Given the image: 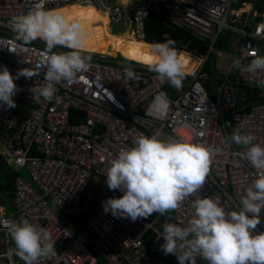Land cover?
I'll list each match as a JSON object with an SVG mask.
<instances>
[{"label": "built area", "instance_id": "1", "mask_svg": "<svg viewBox=\"0 0 264 264\" xmlns=\"http://www.w3.org/2000/svg\"><path fill=\"white\" fill-rule=\"evenodd\" d=\"M166 1L169 22L208 43L207 54L190 53L195 65L182 87L161 80L147 65L89 52L81 54L91 57L88 71L56 85L59 102L54 97L37 103L31 88L44 84L46 45L18 40L12 18L29 12L41 0H0V70L6 67L17 86L16 107L0 102V148L4 162L19 171L12 207L0 212V264H25L11 247L12 222L27 220L55 241L54 254L37 264H101V259L106 264H170L168 255L156 246L157 240L164 242V223L187 227L198 198L218 197L226 213L240 209L257 170L246 158L248 146L229 137L234 132L250 134L254 144L264 147V71H247L253 52L264 56V12L255 19L256 12L232 8V0ZM70 3L94 6L107 16L108 24L127 25L131 36L142 40L153 1L43 0L46 10ZM223 30L239 35L233 48L236 66L232 76L219 78L211 95L201 72ZM71 51L75 50L53 49ZM25 68L37 75L17 77ZM125 68H131L138 79H127ZM242 85L258 89V99L250 101L247 110L237 106ZM154 134L164 141L202 143L212 150L204 185L176 210L155 213L151 220L106 214L102 202L123 195L107 186L110 162L140 136ZM77 215L85 219H72ZM257 231H264V219ZM200 264L208 261L200 258Z\"/></svg>", "mask_w": 264, "mask_h": 264}, {"label": "clouds", "instance_id": "2", "mask_svg": "<svg viewBox=\"0 0 264 264\" xmlns=\"http://www.w3.org/2000/svg\"><path fill=\"white\" fill-rule=\"evenodd\" d=\"M165 9L168 13V3ZM12 25L18 40L30 44L40 39L46 45L44 84L31 88L34 101L38 103L43 98L51 102L55 97L59 102L56 85L76 80L78 74L87 72L90 65L91 57H84L80 53L89 52L78 49L83 47L80 23L69 21L57 11L46 10L41 0L29 12L13 17ZM175 43L169 39L154 44L155 59H149L147 66L161 80L167 78L172 86L180 88L182 80L190 74L183 71L186 61L177 50L180 49V53L188 58L189 64L195 63L189 60L190 53L195 52L185 50L184 43L181 48H175ZM56 46L78 51L55 53L53 49ZM212 50L220 52L215 47ZM103 55L114 59L119 55L129 60L119 53L116 57ZM252 55L254 59L248 64L247 71H264V56L255 52ZM207 57L201 72L206 89L204 68ZM34 75L37 73L28 68L17 73V77L31 78ZM124 75L127 79H138L131 68H125ZM79 79L84 77L80 75ZM16 90L14 77L4 67L0 70V102L8 108L16 107L13 100ZM199 135L203 136L204 133ZM229 139L237 145L248 146L246 158L257 170V176L253 185L247 188L238 211L226 213L218 197L198 198L192 205L194 218L189 220L187 227L169 222L162 225L164 243L160 246L161 251L165 255L175 256L179 264H196L197 256L208 261V264H264V231H257L261 223L260 213L264 210V147L254 144V137L250 134L234 132ZM211 157L212 150L202 143L164 141L155 134L151 137L140 136L133 147L121 150L110 162L106 174L107 186L110 190H120L123 195L102 202L104 212H110L116 218H131L135 221L153 213L165 215L170 210H176L186 197L192 196L204 185L210 172ZM9 231L16 245V254L25 264H37L42 257L54 254L55 241H51L45 229L23 220L20 223L12 222Z\"/></svg>", "mask_w": 264, "mask_h": 264}, {"label": "rangeland", "instance_id": "3", "mask_svg": "<svg viewBox=\"0 0 264 264\" xmlns=\"http://www.w3.org/2000/svg\"><path fill=\"white\" fill-rule=\"evenodd\" d=\"M251 6L249 4H243L238 8L241 12H246V10H250ZM59 12L61 15L65 16L69 21L79 22L81 28L83 30V47L78 48L79 50L91 52L93 55H97L94 53L102 54L105 49L102 47V41L104 46L107 47H115V54L121 53L122 56L129 58V60L140 59V57L133 56L136 53H142L146 49H150L151 45L145 42H138L133 36H131L129 30V26L123 25L121 23L110 22L108 24V19L106 15H103L97 8L89 5H82L78 3H72L68 5H64L58 8L51 9ZM245 13L243 14V16ZM100 21V26L97 22ZM237 33H229L226 30H223L221 33V37L227 46V52L233 55V48L235 47L236 38H238ZM114 50V51H115ZM180 52V49L177 50ZM82 55H85V52H80ZM106 54V53H105ZM119 57V55H118ZM132 58V59H131ZM113 61L124 62L125 59L122 57L112 59ZM127 61V60H126ZM194 65V64H193ZM236 63H231L229 66V73H233L235 69ZM205 78L206 86L209 93L216 92L220 79V73L215 70L212 61H209L205 65ZM244 95H240L237 98V104L239 108L243 109L247 107L248 102H244ZM1 154V148H0ZM25 174V171H24ZM11 247L13 248L14 255L19 257L16 254V245L14 240H11ZM101 264H106L102 259L100 260Z\"/></svg>", "mask_w": 264, "mask_h": 264}, {"label": "trees", "instance_id": "4", "mask_svg": "<svg viewBox=\"0 0 264 264\" xmlns=\"http://www.w3.org/2000/svg\"><path fill=\"white\" fill-rule=\"evenodd\" d=\"M250 2L251 3V10L250 13L256 12L255 19L260 18V14L264 12V0H232L231 7L232 8H238L243 3ZM158 7H155L153 4L150 5L148 9V16L145 20V37L144 40L147 43H163L167 40L171 39L174 40L175 48H181L182 44L187 42L190 38L192 39L191 42L187 47H185V50L193 51L199 55H204L208 51V43L206 40L199 39L195 35H192L188 32H185L184 30L177 28L168 20V13L167 9H164L161 6V2ZM219 36L214 44V47L216 50L226 51L227 46L225 45L222 38ZM37 41L43 42L44 41L37 39ZM63 50H76V49H69L67 47L63 46H56ZM78 51V50H77ZM80 51V50H79ZM119 58V57H118ZM109 59H114L110 58ZM124 59V58H123ZM132 59V58H131ZM129 61L128 59H125ZM212 61L214 68H215V54L212 52L209 53L207 57V61ZM205 69V68H204ZM216 70V69H215ZM233 74L229 75L232 76ZM240 90L243 92L244 95V102H249L252 100H256L259 97L258 89L254 87H250L248 85H242L240 87ZM248 106L244 109L247 110ZM19 174V171L15 168L7 165L2 155L0 154V197L9 199V201H12L13 194H14V180L15 177ZM155 216V213L148 216L147 220H151ZM75 221H82L85 219L84 216L77 215L74 218ZM70 221V218H69ZM69 221L67 223L69 224ZM169 257V263L170 264H179L177 258L171 254H168Z\"/></svg>", "mask_w": 264, "mask_h": 264}, {"label": "crops", "instance_id": "5", "mask_svg": "<svg viewBox=\"0 0 264 264\" xmlns=\"http://www.w3.org/2000/svg\"><path fill=\"white\" fill-rule=\"evenodd\" d=\"M153 1V5L155 6V7H158L157 5H159L160 4V2H161V6L165 9L166 7H167V1L166 0H152ZM245 4H249V6H251V4L250 3H245ZM145 42V41H144ZM145 43H147V42H145ZM102 44H103V41H102ZM147 44H149V43H147ZM151 45V47H150V49L151 48H153L152 46L154 45V44H150ZM149 49V50H150ZM219 51H221V50H219ZM178 54L184 59V61H186V63H184V65H183V71L184 72H191L192 71V66H191V64L189 65V63H188V60L187 59H185V55L183 54V53H180V52H178ZM133 56H137V57H140V59H134L135 61H138V62H140V63H143V64H146V65H148V61H146V60H144L143 59V57H142V53L140 54V53H136V54H134ZM230 66V65H229ZM234 71V70H233ZM227 74L228 75H231L230 73H229V67H228V72H227ZM221 76V75H220ZM219 76V77H220ZM218 77V78H219ZM215 93V92H214ZM214 93H210L211 95H214ZM12 207V201L10 202L9 201V199H6V198H2V197H0V212H3V211H7V210H9L10 208ZM263 219H264V212L263 213H261V215H260V221H263ZM196 264H200V258H196Z\"/></svg>", "mask_w": 264, "mask_h": 264}, {"label": "water", "instance_id": "6", "mask_svg": "<svg viewBox=\"0 0 264 264\" xmlns=\"http://www.w3.org/2000/svg\"><path fill=\"white\" fill-rule=\"evenodd\" d=\"M191 38L183 44L184 47H187L189 43L191 42ZM213 53H215V68L217 69L218 72H220L223 76H225L228 72V67L231 63L234 62V57L235 55H231L227 52L220 51L216 53L214 50H212ZM113 57H116V55H111ZM162 219H159L161 221ZM155 227L158 228V223H155ZM163 240L159 239L156 242V246H161L163 244Z\"/></svg>", "mask_w": 264, "mask_h": 264}, {"label": "bare ground", "instance_id": "7", "mask_svg": "<svg viewBox=\"0 0 264 264\" xmlns=\"http://www.w3.org/2000/svg\"><path fill=\"white\" fill-rule=\"evenodd\" d=\"M70 4H72V3H70ZM65 5H68V4H65ZM62 6H64V5H62ZM59 7H61V6H59ZM56 8H58V7H56ZM103 14V13H102ZM104 15V14H103ZM108 19V18H107ZM108 22H109V20H108ZM97 24L100 26V24H101V22L100 21H98L97 22ZM136 39V38H135ZM137 41L138 42H140V43H142V42H144L143 40H138L137 39ZM102 47H103V49H105L104 51H103V53L102 54H108V55H113V53L115 54V52H116V50H115V48L117 47V46H115L114 48L113 47H111V46H108L107 45V47L106 46H104V44H102ZM115 50V51H114ZM121 54V53H120ZM142 57H143V59L144 60H146V61H149V59H155V53H154V51H153V48H151L150 50H148V49H146V50H144L143 52H142ZM185 59H187L188 60V58L187 57H185ZM133 60V59H132ZM195 64V63H194ZM190 65V64H189ZM191 66L193 67V63L191 64Z\"/></svg>", "mask_w": 264, "mask_h": 264}]
</instances>
